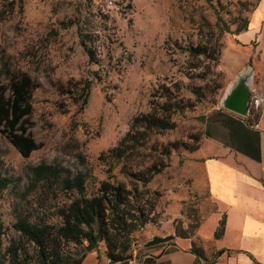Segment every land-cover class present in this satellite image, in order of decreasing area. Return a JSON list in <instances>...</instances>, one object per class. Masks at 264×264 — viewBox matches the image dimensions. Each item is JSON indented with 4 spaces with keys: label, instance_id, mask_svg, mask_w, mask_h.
<instances>
[{
    "label": "rangeland",
    "instance_id": "374dc122",
    "mask_svg": "<svg viewBox=\"0 0 264 264\" xmlns=\"http://www.w3.org/2000/svg\"><path fill=\"white\" fill-rule=\"evenodd\" d=\"M111 1L0 0V60L29 74L37 85L26 127L40 144L25 157L0 131V164L8 179L0 193L4 262L14 245L21 257L37 264V247L15 223L25 218L57 227L61 211L76 195L44 181L34 184L30 167L40 163L83 174L87 196L96 194L103 180L140 185L154 210L151 221L132 234L128 254L146 248L144 243L158 234L187 238L197 249L211 242L199 236L203 222L218 211L201 168L204 123L228 81L219 60L194 55L192 48L215 47L220 58L259 0ZM254 68L255 80L264 83V63ZM221 71L224 75L218 76ZM2 73L7 84L4 66ZM167 96L182 97L188 105L173 115L176 128L150 133L136 153L118 163L100 158L119 143L136 115ZM123 167L152 176L142 186ZM204 231L211 234V226ZM87 245L86 240L63 241L61 248L79 259ZM105 248L103 241L99 250Z\"/></svg>",
    "mask_w": 264,
    "mask_h": 264
},
{
    "label": "trees",
    "instance_id": "16d2710c",
    "mask_svg": "<svg viewBox=\"0 0 264 264\" xmlns=\"http://www.w3.org/2000/svg\"><path fill=\"white\" fill-rule=\"evenodd\" d=\"M249 22L239 26L237 33L247 30ZM194 55H204L211 61L218 62L220 58L215 47L199 45L192 48ZM220 54V53H219ZM8 83L2 80V67ZM224 73L221 71L218 76ZM36 83L32 77L23 71H14L1 63L0 60V131L10 140L17 150L28 157L40 144L27 133V120L33 112V90ZM87 90L89 85H85ZM221 84L217 88H221ZM7 92L9 94L7 95ZM88 93H86V97ZM86 100V99H85ZM153 108L147 113H140L133 118L131 128L119 143L103 152L100 158L107 164H115L136 153L148 140L149 134L160 133L176 128L173 115L182 111L188 105L184 99L167 96L163 103L154 102ZM250 121V119H249ZM151 169V167L149 168ZM148 169V171H149ZM34 184L40 181L55 186L64 191L76 193L70 203L61 211L62 221L57 227L38 225L25 218L15 223V228L22 236L33 242L38 249L37 264H82L86 251L99 249L100 243L105 242L103 251L109 259L121 260L131 257L132 234L144 227L152 219L154 205L140 185L131 181L103 180L98 191L92 196L86 194V178L83 174L73 175L64 167L40 163L30 167ZM127 177L134 175L143 181L145 186L149 178L143 169L135 173L122 171ZM8 186V179L2 172L0 164V193ZM222 226V223H221ZM221 230L215 233L220 236ZM4 224L0 212V252L3 245ZM87 241L85 253L75 259L62 251V242L81 244ZM195 250H199L194 248ZM11 254L9 262L0 259V264H31L26 257L18 254V248L9 246ZM200 263V262H199Z\"/></svg>",
    "mask_w": 264,
    "mask_h": 264
},
{
    "label": "crops",
    "instance_id": "0c3cea01",
    "mask_svg": "<svg viewBox=\"0 0 264 264\" xmlns=\"http://www.w3.org/2000/svg\"><path fill=\"white\" fill-rule=\"evenodd\" d=\"M256 63H264V0H259L248 29L227 40L220 68L228 82L219 104L205 118L201 168L218 206L199 230L201 238L211 240L209 246L195 250L191 240L177 237L115 262L93 249L82 264H264V104L249 121H259V128H251L245 117L224 106L243 82L249 94H264V83L255 80ZM208 225L211 234L205 235Z\"/></svg>",
    "mask_w": 264,
    "mask_h": 264
},
{
    "label": "water",
    "instance_id": "95a60500",
    "mask_svg": "<svg viewBox=\"0 0 264 264\" xmlns=\"http://www.w3.org/2000/svg\"><path fill=\"white\" fill-rule=\"evenodd\" d=\"M248 100H249V90L245 87L243 82L227 98V100L224 103V106L227 109L239 115H245L247 112ZM174 239H175V235H165V236L155 235L150 240L146 241L144 243V246L146 248H149L165 242H169ZM109 261L115 262L116 260L110 259Z\"/></svg>",
    "mask_w": 264,
    "mask_h": 264
},
{
    "label": "built area",
    "instance_id": "2783aa9c",
    "mask_svg": "<svg viewBox=\"0 0 264 264\" xmlns=\"http://www.w3.org/2000/svg\"><path fill=\"white\" fill-rule=\"evenodd\" d=\"M104 2L107 5H110L112 3L111 0H104ZM263 104H264V94L256 93V91H252L249 94L247 112L245 115H242V116L246 118V120H247V122L251 128H259L260 127L259 121L254 122V123H250L249 119L251 117H253L254 114H256L259 111V109L261 108V106ZM197 264H201V263H197Z\"/></svg>",
    "mask_w": 264,
    "mask_h": 264
}]
</instances>
